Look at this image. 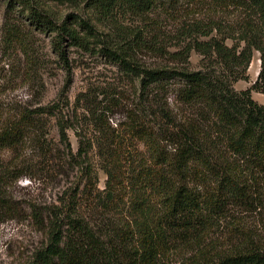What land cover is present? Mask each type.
Listing matches in <instances>:
<instances>
[{"label":"trees","instance_id":"obj_1","mask_svg":"<svg viewBox=\"0 0 264 264\" xmlns=\"http://www.w3.org/2000/svg\"><path fill=\"white\" fill-rule=\"evenodd\" d=\"M0 1L5 42L28 59L23 24L50 37L69 74V48H96L140 86L139 112L115 127L100 115L95 137L80 142L81 182L48 217H36L47 242L27 264H264V246L252 236H214L221 222L264 207V105L251 95H264V0H85L84 12L63 18L46 5L61 0ZM230 7L246 14L234 27L210 19ZM131 14L146 24L127 36L119 24ZM254 50L258 79L237 91ZM193 51L202 57L196 70L189 67ZM143 52L174 64L147 66ZM48 109L0 119V224L20 214L7 184L30 176L39 158L54 163L42 123ZM21 146L32 154L4 160L3 152Z\"/></svg>","mask_w":264,"mask_h":264},{"label":"rangeland","instance_id":"obj_2","mask_svg":"<svg viewBox=\"0 0 264 264\" xmlns=\"http://www.w3.org/2000/svg\"><path fill=\"white\" fill-rule=\"evenodd\" d=\"M46 5L57 17L63 18L71 12H84L85 0L46 1ZM6 14V4L0 1V119L15 117L25 110L47 111L53 106V109H48L52 112L44 117L42 123L54 163L39 158L30 176L7 184V196L17 204L20 214L0 224V264H27L34 252L47 242V229H41L36 217H48V212L65 190L81 182L80 168L76 164L80 142H88L95 137L100 115L115 127L126 121L129 114L139 112L140 86L138 79L125 75L96 48L89 52L69 48V74L52 51L50 37L27 28L22 14L18 13L16 19L23 21V26L29 31L33 58L28 59L21 48L10 47L5 42ZM245 15L230 7L227 14L210 19L229 28ZM122 21L124 23L119 24V29L127 36L129 30L134 33L146 24L132 14L128 21ZM107 29L112 31L115 28ZM226 43L232 45L233 41L228 39ZM240 44L244 46V42ZM260 56L259 51H253L248 79L235 83L237 91L251 89L258 79ZM139 57L147 66L174 64L149 52H143ZM201 59V55L193 51L189 67L199 69ZM67 82L70 84L65 87ZM251 95L264 105L262 93L253 90ZM62 129L65 138L62 137ZM89 151V160L94 165L97 163L95 149ZM20 154H32L31 148L21 146L15 151L3 152L2 157L10 160ZM105 179V174L98 170L100 189L104 188ZM33 208L37 209L34 215ZM236 217L227 223L221 222L214 230V236L224 241L226 237L233 239L234 235L237 237L236 233L243 231L264 246V207Z\"/></svg>","mask_w":264,"mask_h":264}]
</instances>
